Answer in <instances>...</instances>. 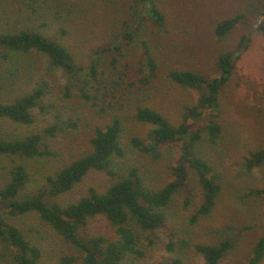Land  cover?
<instances>
[{
  "label": "rangeland",
  "instance_id": "rangeland-1",
  "mask_svg": "<svg viewBox=\"0 0 264 264\" xmlns=\"http://www.w3.org/2000/svg\"><path fill=\"white\" fill-rule=\"evenodd\" d=\"M151 2L165 15V23L158 28L150 24L146 14ZM238 15L235 26L217 37L216 24ZM262 20L264 0H0V33L38 31L63 45L81 68L77 74H67L41 53L0 49V103H12L37 87L44 89L31 109L30 124L0 119V138L32 133L42 137L40 155H0V188L7 182L9 170L20 164L29 175L21 198L47 190V177L88 153L94 128L105 127L113 118L121 124L123 154L111 157V172L90 170L70 190L54 197L45 193L42 199L48 204L78 201L90 187L103 192L132 168L145 187L161 188L173 179L171 165L180 152L177 146H171L153 158L131 145V138L144 140L153 127L135 118L136 107H151L172 125L179 124L185 108L196 103L199 93L171 82L166 74L177 70L212 77L220 71V57L232 54L233 67L218 97L220 135L215 144H210L203 134L196 145L197 154L218 174L220 187L211 211L191 221L202 195L196 174L188 168L185 188L176 191L162 208L166 216L163 226L142 230L131 224L140 253L126 255L124 262L171 264L179 258L180 264H206L194 246L228 240L232 246L217 264H246L264 231V194L252 193L264 187V161L252 167L246 162L250 152L264 148V35L258 30ZM124 21L134 23L132 30L137 31L132 32L133 39L122 40L120 51L108 50L118 41ZM142 40L148 41L158 72L137 90L135 73L143 52ZM101 48L106 50L97 52ZM92 63L96 64L97 79L88 81L87 92L93 99L85 100L81 85L90 78ZM132 81L135 84L131 85ZM125 85L128 87L124 89ZM104 100H110L113 106L102 107ZM51 125L55 126L53 134H44ZM8 220L39 248V264H62L66 256L75 258L71 264H84L81 252L36 214ZM81 235L114 236V230L103 216H95ZM177 238L186 239L188 248L168 250L167 243ZM0 264H15L11 250L2 242Z\"/></svg>",
  "mask_w": 264,
  "mask_h": 264
},
{
  "label": "trees",
  "instance_id": "trees-1",
  "mask_svg": "<svg viewBox=\"0 0 264 264\" xmlns=\"http://www.w3.org/2000/svg\"><path fill=\"white\" fill-rule=\"evenodd\" d=\"M36 1V0H29ZM146 14L149 15L150 24L156 28L165 23V15L151 2ZM240 19V16L219 21L215 27L217 37L228 33ZM128 21H124L119 33L118 41L114 46L107 47L110 51H120L122 40L133 39V31ZM258 30L264 35V20L258 25ZM121 41V42H120ZM129 41H125L126 44ZM147 40H142L143 52L140 61L136 63L135 89L141 90L157 76L158 66L152 57ZM0 49L16 53L36 52L46 56L51 64L61 68L67 74H77L81 68L74 62L71 53L61 44L50 40L35 30H20L13 33H0ZM106 50L101 48L97 52ZM115 61V59H112ZM217 74L208 77L192 71L171 70L166 74L168 80L178 85L196 90L198 98L196 103L186 107L182 120L172 125L158 110L148 106H137L135 118L151 124L146 139L136 137L130 142L137 148L153 158H158L162 150L177 146L179 157L171 171L173 179L159 189L145 187L141 176L135 168L127 174L118 177L103 192L90 187L87 194L75 202L48 204L42 199L47 193L49 197L58 196L70 190L90 170H108L111 157L122 155L119 136L121 124L118 118L105 127L96 126L91 138V150L76 158L61 168L54 175L47 177L48 188L38 195L21 198V191L26 187L29 175L24 166L14 165L9 170V178L0 188V242L5 244L13 255L15 264H39L40 250L26 238L19 226L10 222L8 218L18 217L29 213L36 214L43 222L54 229L66 242L81 252L84 264H126L124 257L128 254H139L137 237L133 225L142 230L156 229L165 224L166 216L162 211L172 195L181 188H185L188 180V168L196 174L200 185L202 202L191 216L195 221L199 216L208 214L219 191L218 174L213 167L201 158L196 151V145L203 139V134L210 144H215L221 132L219 117V93L233 67L232 54L223 55L219 59ZM144 73V74H143ZM142 74V75H141ZM96 64L90 65L88 79L82 81L81 97L91 100L92 95L87 92L88 81L96 80ZM121 83V82H120ZM117 83L118 85L120 84ZM135 84L134 81L130 83ZM122 85V83H121ZM125 85L123 88H127ZM106 93V88L103 89ZM99 91V90H98ZM44 94L42 87L33 89L12 103H0V119L6 117L14 122L30 124L31 109L37 105ZM112 102L104 100L102 107H110ZM113 106V105H112ZM204 121V124L202 123ZM55 126L44 129V134H53ZM205 132V133H204ZM41 134H28L24 137L11 139L0 138V155H19L34 157L42 154L39 145ZM264 161V148L250 152L247 166L252 167ZM256 196L264 194V187L252 192ZM189 198L185 199L188 204ZM103 216L109 226L114 230V236H82L81 231L90 218ZM132 222V223H131ZM175 234L172 233L171 236ZM189 243L184 238H177L167 243L168 250L180 251L188 248ZM232 243L221 241L218 245L196 244L194 249L202 255L206 264H217L225 255ZM264 258V231L256 240L251 256L246 264H262ZM74 257L66 256L61 259L62 264H71ZM175 258L171 264H180Z\"/></svg>",
  "mask_w": 264,
  "mask_h": 264
}]
</instances>
